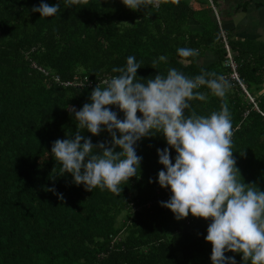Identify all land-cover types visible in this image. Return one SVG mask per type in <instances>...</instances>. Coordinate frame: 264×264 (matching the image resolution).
I'll return each mask as SVG.
<instances>
[{"label": "trees", "instance_id": "obj_1", "mask_svg": "<svg viewBox=\"0 0 264 264\" xmlns=\"http://www.w3.org/2000/svg\"><path fill=\"white\" fill-rule=\"evenodd\" d=\"M41 2L0 0V264H212V245L204 239L211 221L191 213L178 221L159 203L171 196L158 183L164 166L157 149L169 147L162 133L137 142L140 170L121 184L119 196L74 184L70 173L60 175L61 165L51 155L53 141L74 138L77 131L70 109L90 102L92 89L104 87L103 81L118 75L112 68L125 66L132 55L141 63V82L170 68L190 78L202 70L215 72L229 82L223 99L206 87L198 89L207 99L190 101L185 114L209 115L227 103L240 179L264 191V117L227 79L225 49L209 1L160 0L158 7L134 11L121 0H88L67 8L59 0L60 11L49 18L32 12ZM229 44L241 80L264 110V95L255 94L264 82L263 45ZM179 48L196 49L198 55L182 58ZM209 51L214 59L205 63ZM161 56L166 59L160 61ZM153 61H158L155 68ZM108 107L124 118L117 106ZM80 131L93 144L111 140L107 130ZM170 153L174 163L175 149ZM51 187L62 201L46 190ZM225 255L244 264L240 253Z\"/></svg>", "mask_w": 264, "mask_h": 264}, {"label": "clouds", "instance_id": "obj_2", "mask_svg": "<svg viewBox=\"0 0 264 264\" xmlns=\"http://www.w3.org/2000/svg\"><path fill=\"white\" fill-rule=\"evenodd\" d=\"M121 2L134 11L159 6V0ZM171 2L179 4V0ZM87 3L63 0L66 8ZM59 11V0L53 5L42 0L32 8L43 18ZM177 53L185 59L198 55L191 48H179ZM165 59L159 57L160 61ZM156 63L151 66L155 68ZM140 67L135 56H128L125 66L112 68L118 75L103 81L104 87L97 84L92 89L90 102L80 110L70 109L78 122L74 138L56 139L51 147V155L61 165L60 175L70 173L72 182L83 184L87 191L99 188L119 196L121 184H127L140 170L142 157L136 153L137 142L162 133L169 147L157 149L158 162L164 166L158 172V183L170 189L171 196L160 201L161 206L170 209L178 221L190 213L211 221L204 239L212 245V264H237L234 256L225 255L229 251L242 254L244 264H264V191L240 179L233 156L235 129L227 103L209 115H198L195 110L185 114L192 107L190 101L207 99V94L197 91L201 87L223 99L231 85L215 72L202 70L190 78L176 68L141 82L144 80H137ZM110 105L117 106L124 118H118ZM80 129L92 135L107 130L111 140L93 144ZM170 148L176 152L174 163ZM46 190L64 199L54 187Z\"/></svg>", "mask_w": 264, "mask_h": 264}, {"label": "crops", "instance_id": "obj_3", "mask_svg": "<svg viewBox=\"0 0 264 264\" xmlns=\"http://www.w3.org/2000/svg\"><path fill=\"white\" fill-rule=\"evenodd\" d=\"M215 5L222 26L229 40L250 43L254 48H264V0H211ZM210 5V4H209ZM193 28H199L191 24ZM261 44V45H260ZM260 45V46H259ZM264 53V49L260 50ZM213 54L209 51L203 56V62L212 61ZM260 95H264V82L260 87Z\"/></svg>", "mask_w": 264, "mask_h": 264}, {"label": "built area", "instance_id": "obj_4", "mask_svg": "<svg viewBox=\"0 0 264 264\" xmlns=\"http://www.w3.org/2000/svg\"><path fill=\"white\" fill-rule=\"evenodd\" d=\"M209 4L211 6V8L213 9V12L215 14V18L219 27V35H220V40L222 43L223 48L225 49V57L223 60V65L228 68V75L227 79L231 81V83H237L240 88L242 89L243 93L247 96V98L249 99V101L253 104V108L259 112L263 117H264V110H261L258 105L257 102L255 101V97L252 96L248 90L246 89V86L244 85L243 81L241 80L239 73H238V63L235 60L234 57V52L232 51V48L229 44V38H228V34L227 31L225 30V28L222 26L220 17L218 15V12L216 10L215 5L213 4V2L211 0H208ZM160 3V0H159ZM155 7V6H153ZM42 71L45 72L44 69H41ZM111 77L109 76V79ZM54 79L55 81H59V77L58 75H54ZM67 84V83H64ZM77 85H80V82L76 83Z\"/></svg>", "mask_w": 264, "mask_h": 264}, {"label": "rangeland", "instance_id": "obj_5", "mask_svg": "<svg viewBox=\"0 0 264 264\" xmlns=\"http://www.w3.org/2000/svg\"><path fill=\"white\" fill-rule=\"evenodd\" d=\"M261 92L260 89L255 90V94H259Z\"/></svg>", "mask_w": 264, "mask_h": 264}]
</instances>
